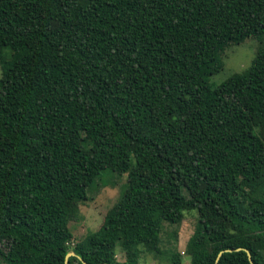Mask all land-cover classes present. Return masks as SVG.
I'll use <instances>...</instances> for the list:
<instances>
[{"label": "trees", "instance_id": "16d2710c", "mask_svg": "<svg viewBox=\"0 0 264 264\" xmlns=\"http://www.w3.org/2000/svg\"><path fill=\"white\" fill-rule=\"evenodd\" d=\"M247 37L264 0H0V264H137L186 211L190 264H264V45L207 83ZM105 170L126 184L72 244Z\"/></svg>", "mask_w": 264, "mask_h": 264}, {"label": "rangeland", "instance_id": "374dc122", "mask_svg": "<svg viewBox=\"0 0 264 264\" xmlns=\"http://www.w3.org/2000/svg\"><path fill=\"white\" fill-rule=\"evenodd\" d=\"M261 45H264V40L259 42L252 37H247L239 45L227 46L221 53L223 66L219 72L207 78L208 85L217 86L233 73L244 70ZM126 176V173L117 175L109 170L97 175L86 191V199L78 204L75 220L67 224L72 236V244L82 241L88 234L99 228L106 211L113 206L123 190ZM195 224V211L184 212L178 224L163 223L158 244L161 254L155 255L139 247L136 263L170 264L168 255L172 252L180 255L181 264H190L189 258L183 253L185 243L192 234ZM115 259L123 260V254L118 246L115 247Z\"/></svg>", "mask_w": 264, "mask_h": 264}, {"label": "water", "instance_id": "95a60500", "mask_svg": "<svg viewBox=\"0 0 264 264\" xmlns=\"http://www.w3.org/2000/svg\"><path fill=\"white\" fill-rule=\"evenodd\" d=\"M233 251H243V252L246 254V257H247V260H248L249 264H252L249 252H248L246 249H243V248L228 249V250L220 251V252L217 254V256H216V259H217V258L220 256V254H222L223 252H233ZM70 256H73V253H67V254L64 256L63 264H67V259H68V257H70ZM216 259H215V261H216ZM79 261H80L81 264H85L82 260L79 259Z\"/></svg>", "mask_w": 264, "mask_h": 264}]
</instances>
